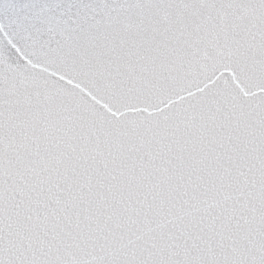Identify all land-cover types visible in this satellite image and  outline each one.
Listing matches in <instances>:
<instances>
[{"label": "snow or ice", "instance_id": "obj_1", "mask_svg": "<svg viewBox=\"0 0 264 264\" xmlns=\"http://www.w3.org/2000/svg\"><path fill=\"white\" fill-rule=\"evenodd\" d=\"M0 264H264V0H0Z\"/></svg>", "mask_w": 264, "mask_h": 264}]
</instances>
